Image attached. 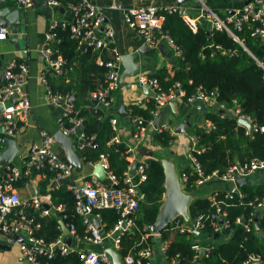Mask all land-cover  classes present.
<instances>
[{
  "label": "built area",
  "instance_id": "built-area-1",
  "mask_svg": "<svg viewBox=\"0 0 264 264\" xmlns=\"http://www.w3.org/2000/svg\"><path fill=\"white\" fill-rule=\"evenodd\" d=\"M66 1L64 4L70 9L72 18L70 21L51 22L47 31L44 33V42L38 47L39 56L42 62V70H40L39 81L43 86L46 98L49 101H62L67 94H63L58 90H52L46 80V75L61 76L63 73V58L51 43L55 40V34L51 29L59 25L64 28L68 25L70 36L78 38L79 44H87L93 48H107L113 39L114 32L110 25L105 24L104 17L98 13L96 7L89 0H72ZM199 6V14L191 16L189 7L179 5L165 6L158 8L153 5H138L123 8L120 5L112 4V9L120 10L122 18L126 26L135 31L148 48H156L158 44H162L169 49L176 57H180V52L174 41L162 29L163 16L159 12L161 9L167 12H175L179 14L184 23L192 31L198 25V19H203L208 24V29L224 31L234 42H236L262 70V79L264 81V53L261 60L255 58L243 45L242 41L235 35V31L241 30L243 25H247L250 37L259 38L261 43L264 41V10L263 0H248V2L239 8H234L222 16L215 13L200 0H196ZM16 8H26L31 5L32 0H14ZM49 6L59 5V0H46ZM0 38H3V31L0 29ZM263 44V43H262ZM211 49L216 46L209 45ZM221 53L232 55V50H220ZM119 57L114 54L110 60L102 61L99 58L95 60L98 66L105 68L103 74V82L97 88L87 95L91 101L96 100L103 106H108L111 101V92L119 86ZM27 64L23 61H10L2 72V81L0 82V132L12 134L18 130L20 123H24L28 117L30 103L25 90L27 83ZM136 83L140 87L147 88L152 94L149 96L150 108L148 109L149 117L143 119L140 115L131 113V108L126 109L127 118L131 126L130 136L134 145H137L145 136V132L154 118L158 115L160 109L174 101L175 99H185L190 103L198 99L203 104H207L213 110L223 109L220 104L215 101L216 88H213L208 94L197 89L196 94L185 96L184 90L177 81H173L169 87L163 89L156 78L150 75L139 74L136 76ZM223 113V111H221ZM231 114L235 121L243 119L249 123L251 133H264V121L261 124L254 123L251 118L238 109L236 103L226 111ZM66 119L68 125L63 126L60 119ZM111 136L108 143H120L116 133V119L110 117L108 119ZM59 130L62 134L71 137V142L75 148L84 150L92 148V139L94 135H85L82 132V119L76 115V111L72 108L71 103H65L61 117L58 118ZM213 128L210 121L206 123L204 129ZM250 133V134H251ZM245 134H249L245 131ZM39 142L29 145L26 153L25 163L22 168L6 165L4 173L0 181V234L7 243H12L14 236L18 235L21 240L17 243L18 251L24 260L39 264L37 257L39 255L49 259L54 253L65 255L74 252L80 264H111L109 256L104 250H71L65 244L61 235H57L55 239L44 242L42 238L33 234L34 230L39 227V223L34 217L28 215L27 209L35 211L41 218H46L52 214L58 215L59 218L64 216L60 214L61 205L52 206L48 194H36L30 196L26 200H21L18 194L13 190L12 184L15 181H21L26 184V180L33 171H40L42 168L52 173L49 183L54 181L57 185L63 184L66 179L71 177L73 166L66 160L58 157L54 152L51 135L45 131H39ZM198 136L192 134L190 137V145L188 151L189 169L187 172L181 171L179 179L185 184L188 176L194 178L193 184L202 186L205 182L213 179L221 181H233L238 177L247 176L254 171L264 170V153L262 158H252L245 163L230 164L225 171L219 172L217 169L212 170L208 174H204L198 162L192 156V151L198 152L202 147H197ZM133 149L126 146L128 164L122 172L121 185L118 186V180L106 170L107 164L102 153L98 155V164L105 175L103 182L96 177L82 179L79 182L70 181L66 188L70 191L74 204L73 211L78 214L84 225L85 234L82 240L94 245H100L103 238L113 233V247L117 249L118 239L124 231L128 230L132 225V216L138 208L140 194L137 190V184L146 179V161H137L134 170L130 172V166L133 162ZM136 175V179L134 178ZM214 190L208 197L211 210L205 214H200L193 218V222L185 226L176 218L169 223V227L179 233L193 234L203 227V221L208 220L211 226V232H222L228 236L232 232V228L228 227L225 220V212L223 206L226 201L233 197L239 205H243L246 210L245 215L242 214V222L239 217L234 220L235 225H239L244 232H250L251 226L257 220L259 214L264 210V190L262 194L253 196L242 201L244 194L240 191L223 192L220 198H215ZM113 209L117 213V220L113 227L107 232H101L97 229L92 221V216L99 221L98 214L91 215L92 210ZM220 218V222H219ZM68 233L75 236V229L72 224L66 225ZM227 229L226 232H223ZM151 233L144 234L141 238H146ZM166 242L160 245V250L166 261V264H177L178 253L167 258L164 254ZM212 244L202 245L197 242L190 244L192 251L191 262L197 263V259L201 256H207ZM150 247L144 246L137 249L133 253H128L122 258V264H149ZM243 264H263L257 257H249Z\"/></svg>",
  "mask_w": 264,
  "mask_h": 264
},
{
  "label": "trees",
  "instance_id": "trees-1",
  "mask_svg": "<svg viewBox=\"0 0 264 264\" xmlns=\"http://www.w3.org/2000/svg\"><path fill=\"white\" fill-rule=\"evenodd\" d=\"M66 1L73 2L59 0L60 3ZM159 12L163 16L162 29L178 47L180 57L179 64L171 68L170 74L165 68H160L150 76L156 78L163 89L169 87L173 81H177L184 90L185 96L196 94L197 89L208 94L216 88L215 101L223 108V113L213 109L205 112L204 118L210 121L213 128L206 130L201 127L194 131L198 136L196 145L203 149L198 148V152L192 151V156L203 173L208 174L214 169L223 172L233 162L241 164L252 158H262L264 133L245 134L246 129L238 125L235 118L226 112L236 103L239 111L249 116L254 123L261 124L264 121V81L261 68L224 31L204 28L199 24L192 31L179 14L162 9ZM51 32L55 34V40L51 45L63 58V73L61 76L46 75L47 83L52 90H58L67 96L72 95L71 106L76 111V115L84 120L82 132L85 135H94L92 139L94 146L83 152V162L95 164L98 155L102 153L107 164L106 170L115 176L120 186L122 172L128 164L126 147L122 142L108 143L111 136L109 117H103L100 109L93 106L87 95L103 82L105 68L98 66L95 60L97 58L102 61L110 60L114 53L110 45L98 49L87 44L78 45V38L70 36L68 25L60 28L57 24ZM235 35L255 58L261 60L264 44L257 37H250L247 25L235 31ZM209 45L217 48L213 50ZM220 50H232L234 53L228 56ZM64 79L67 81L64 82ZM150 107V104L146 109L132 106L131 113L147 119ZM60 122L63 126L68 125L64 118H61ZM171 137L165 129L155 131L153 134V139L161 148L168 146ZM146 164V179L137 184V190L140 195L145 196V200L139 199L138 208L132 216L133 225L118 239L116 250L121 259L141 247L152 245L150 235L144 239L141 237L149 233L147 226L154 220L161 204L164 175L158 160L147 158ZM188 169V167L183 168L181 171L187 172ZM38 172L43 174V179L38 184L39 192L49 195L52 206H62L60 212L64 216L62 222L67 226L72 224L76 236L82 237L85 234L84 225L81 217L73 211L74 200L70 191L63 184L47 188L52 173L43 168ZM134 178L136 179V175ZM193 181L194 178L188 176L183 190L187 191L193 186ZM239 190L244 194L242 201L245 202L253 196L262 194L264 188L245 183ZM215 194V198H220L223 191L216 190ZM211 208L208 198L198 196L188 204L187 212L192 219L205 214ZM222 208L232 232L223 243L212 244L207 256L198 258L196 264H243L249 257H257L264 264V246L254 237L252 231L244 232L239 225L234 224L236 217L245 215L246 210L243 209V205H239L233 197L226 201V205ZM27 212L39 223V227L33 232L35 236L42 238L44 242H49L60 234L55 219H43L30 209H27ZM95 213L98 214L103 232L109 231L117 220V213L113 209L91 211V215ZM176 219L179 221V217ZM256 221L258 225L264 227V211ZM226 231L227 229L223 230ZM200 232H211L208 220L203 221ZM159 239L166 242L164 254L167 258L178 253L177 264H193L190 249V244L193 242L191 234L179 233L167 224L159 233ZM37 259L39 264H80L74 252L65 255L54 253L49 259L39 255ZM141 264H144L143 261Z\"/></svg>",
  "mask_w": 264,
  "mask_h": 264
},
{
  "label": "crops",
  "instance_id": "crops-1",
  "mask_svg": "<svg viewBox=\"0 0 264 264\" xmlns=\"http://www.w3.org/2000/svg\"><path fill=\"white\" fill-rule=\"evenodd\" d=\"M95 7L98 13L104 17L105 24L110 25L113 29L114 36L110 44L111 51L118 57L122 55H133V62L137 64V70L131 76L122 79V84L111 92V101L108 106H103L100 102H91L102 112L103 117H113L116 119V135L120 141L126 146L133 149V160L146 161L147 158L156 159L160 162L165 174L172 176L176 179L182 194L185 196L186 211L184 214H178L179 222L185 226L193 222L188 215V204L200 195L205 189L208 192V198L214 190L223 192L237 191L245 184H253L262 186L264 188V170L254 171L253 173L244 176L246 182L236 187L233 181H221L213 179L205 182L202 186H191L187 191L183 190L184 184L181 183L179 175L181 169L189 168L188 151L190 145V137L194 134L196 128H203L206 126L208 120L204 118L207 110L211 109L207 104H203L198 99L193 102H186L183 99H175L169 104L163 106L157 117V124L154 126L153 122L148 126L144 138L137 145H134L130 136L131 126L129 124L126 109L138 107L139 109H146L149 105L148 91L142 90L136 83L137 75H150L152 72L160 68H165L168 73H171V68L179 64V58L176 57L169 49L163 46L164 50H168L171 54L172 60L161 54L157 48H148L143 44L140 36L130 29L123 21L122 13L120 10L112 9L110 6L120 5L123 8L138 6V5H153L158 8L171 6L175 4V0H89ZM205 6L215 11L217 14L228 13L234 8H239L244 5L246 0H200ZM183 6L189 7V14L197 16L199 14L198 2L196 0H186L182 2ZM47 5V7H46ZM46 8L48 10H46ZM264 10V0H263ZM17 11V14L10 16L13 20V25H8L2 29L4 35L0 38V82L2 81V72L7 63L12 61H23L27 64V83L26 92L30 103L29 114L24 123H20L18 130L12 134H5L0 132V140L2 138L12 139L14 141L15 153L12 158L5 164L0 165V181L4 173V166H14L22 168L25 163L27 149L30 144L39 142V131L43 130L47 134H53L59 130L58 118L61 117L64 110L65 101L68 96H71L69 103L72 101V95L66 96L62 101L55 100L49 101L44 93L42 84L39 81L40 70H42V62L39 56L38 47L44 42V33L47 31L51 22L70 21L72 13L70 9L64 4L59 3L57 6H49L46 0H32L30 6L26 8H16L14 0H0V18L1 16L8 17V13ZM198 24L204 28H208V24L203 19H198ZM1 32V31H0ZM264 44V41H262ZM119 74L123 70L121 62H119ZM76 67V66H75ZM73 69V67H72ZM71 72V71H70ZM69 72V73H70ZM68 73V74H69ZM68 80V76H66ZM67 80L64 79V82ZM213 109V108H212ZM223 111V110H221ZM155 117V118H156ZM154 118V119H155ZM82 119V126L84 120ZM187 120L188 125L184 132L175 133L174 130ZM165 129L172 136L166 148H161L153 139L155 131ZM191 130V131H189ZM69 137V136H68ZM71 140V137H69ZM53 140V139H52ZM72 144V151L78 160V166H73L71 177L63 182L66 187L70 181L79 182L82 179H87L93 176V166L95 164H87L82 160L84 150L75 148ZM54 152L59 158L66 160L63 148L53 141L52 144ZM5 150V145L0 141V153ZM42 172H32L26 180V184L21 181H15L12 184L13 190L18 194L21 200H26L32 195H42L39 192L38 184L43 179ZM95 177V176H93ZM105 182V180H102ZM51 183V182H50ZM164 184V180H163ZM164 186V185H163ZM47 188L50 184H47ZM165 190V189H164ZM47 194V193H43ZM164 193L162 195V200ZM162 203V201H161ZM52 205V204H51ZM264 211V210H263ZM262 213V212H261ZM260 213V214H261ZM259 214V215H260ZM174 217V218H176ZM51 218L55 219L60 229V235L65 244L71 250H85L90 249L94 251L107 250L114 252L120 263L122 259L118 255L117 250L113 247V233L105 236L100 245H94L82 240V237L71 236L68 233L66 225L58 215H50L46 220ZM92 221L96 220L93 216ZM97 221V220H96ZM219 221L220 218H219ZM99 230L102 231V225L99 221ZM62 227L66 229L63 232ZM251 231L254 237L264 246V227L258 222L251 226ZM214 234H216L214 236ZM192 235L193 242L202 245L223 243L228 236L222 232H195ZM152 245H150L149 264H166L163 254L160 250V245L163 242L159 239V234H151ZM66 238L69 239L68 243ZM21 237L14 236L12 243H7L3 236L0 234V264H32L21 258L17 243ZM109 256V254L107 253ZM109 259L110 256H109ZM111 262V260H110ZM112 263V262H111Z\"/></svg>",
  "mask_w": 264,
  "mask_h": 264
},
{
  "label": "water",
  "instance_id": "water-1",
  "mask_svg": "<svg viewBox=\"0 0 264 264\" xmlns=\"http://www.w3.org/2000/svg\"><path fill=\"white\" fill-rule=\"evenodd\" d=\"M184 1H186V0H175V4L179 5ZM247 2H248V0H246L244 4H246ZM46 7H47V5H46ZM46 10H48V9L46 8ZM8 14H9L8 17L1 16L0 28L7 27L8 25L14 24L13 20H10V16H12V15L14 16L15 14H17V11H11V13H8ZM206 33H208V30H206ZM156 48L158 49V51L161 52V54L164 53L166 57H169L170 60H172L170 52L168 50L165 51L162 44H158V46ZM213 50H215V48H213ZM119 60H120L121 65L123 67V70L119 74V83L122 84L123 78H125L127 76H131L132 74H134L136 72L137 64L133 62V55H122L119 57ZM142 90H143V92L148 91L147 94L149 96H151L152 93L147 88L142 87ZM70 99H71V96H68V98L66 99L65 102L69 103ZM95 102H96V100L93 101V103H95ZM0 110H1V105H0ZM219 113H221V111ZM157 121L158 120L156 117L154 119L152 126L155 127V125L157 124ZM236 123L238 125L243 126L248 131L249 134L251 133L250 125L245 120L237 119ZM187 125H188V122H187V120H185L183 123H181L179 126H177V128H175L174 132L175 133L184 132ZM52 139H53V141H55L57 144H59L63 148L64 155H65L66 159L68 160V162L75 165V166H78V160H77L76 155L72 151V144H71L70 138L67 135L62 134L61 131L58 130L53 134ZM0 141L5 145V150L0 153V165H3L5 163H7L12 158L16 149L14 146V141L12 139L2 138ZM135 164H136V160H133V162L131 163V166H130V172H132L134 170ZM92 174L98 180H103L105 177L103 170L101 169V167L98 164H95L93 166ZM163 175H164V184L163 185H164V189H165L164 190V197H163L162 203L160 204V206L158 208V212H157L154 220L147 226V231L151 234H159L161 232V230L174 217H176V215L184 214L186 211L187 200H186L185 196L182 194L176 179L170 175L165 174V171H163ZM245 182H246L245 177H238L234 180V184L236 187H239L241 184H243ZM55 186H56V182L52 181L50 183V187H55ZM231 192H234V191L231 190ZM140 199L145 200V196L141 195ZM239 222H242V216H240ZM93 223H94L95 227L97 229H99L98 222L96 220H93ZM62 230H63V232H66V229L64 227H62ZM215 235L216 234H214V236ZM68 241H69V239L66 238L67 243H68ZM107 253L109 254V256L111 258L110 259L112 262L111 264H121L118 256L114 252L107 250Z\"/></svg>",
  "mask_w": 264,
  "mask_h": 264
},
{
  "label": "rangeland",
  "instance_id": "rangeland-1",
  "mask_svg": "<svg viewBox=\"0 0 264 264\" xmlns=\"http://www.w3.org/2000/svg\"><path fill=\"white\" fill-rule=\"evenodd\" d=\"M198 8H199V6H198ZM189 131H191V130H189ZM183 189H184V187H183ZM208 192H210V191H208V190L205 189L203 192H200V195L199 196L200 197H207L209 195Z\"/></svg>",
  "mask_w": 264,
  "mask_h": 264
},
{
  "label": "clouds",
  "instance_id": "clouds-1",
  "mask_svg": "<svg viewBox=\"0 0 264 264\" xmlns=\"http://www.w3.org/2000/svg\"><path fill=\"white\" fill-rule=\"evenodd\" d=\"M222 113V112H221Z\"/></svg>",
  "mask_w": 264,
  "mask_h": 264
}]
</instances>
